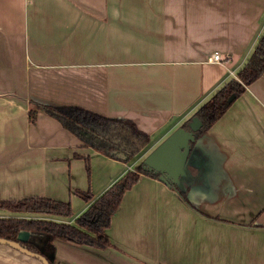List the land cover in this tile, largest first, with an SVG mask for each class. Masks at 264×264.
Here are the masks:
<instances>
[{
  "label": "crops",
  "instance_id": "obj_1",
  "mask_svg": "<svg viewBox=\"0 0 264 264\" xmlns=\"http://www.w3.org/2000/svg\"><path fill=\"white\" fill-rule=\"evenodd\" d=\"M263 29L264 0H0V200L44 196L77 216V191L98 195L142 161ZM35 102L127 118L150 143L118 160L42 108L30 122ZM178 185L194 207L141 174L105 229L112 246L55 238V264H264V74L196 139ZM0 264L43 263L0 244Z\"/></svg>",
  "mask_w": 264,
  "mask_h": 264
},
{
  "label": "trees",
  "instance_id": "obj_2",
  "mask_svg": "<svg viewBox=\"0 0 264 264\" xmlns=\"http://www.w3.org/2000/svg\"><path fill=\"white\" fill-rule=\"evenodd\" d=\"M263 73L264 29L236 76H232L216 88L191 115L202 121L200 128L194 132L196 139L216 122L251 82ZM31 107L32 109L28 112L30 122L35 121L38 108H42L79 138L84 145L91 146L96 151L118 160L135 159L147 149L150 143V136L127 118L107 117L71 105L49 106L35 102L31 103ZM191 117L187 118L181 126L189 128ZM194 144L195 141L190 143L191 148ZM141 174L157 179L159 176L157 171L143 168L140 161L132 169H126L98 195H93L89 190L86 192L78 190V194L87 207L77 216H74L72 206L68 202L44 196L0 200V208H6L12 212L11 215L0 216V237L17 240L16 236L20 230H28L36 237L32 240L19 241V243L31 252L45 256L54 251L55 238L98 248L112 246L105 234V229L110 225L111 216L119 207L123 194L133 187ZM168 185L179 194L183 201L194 207L189 201L186 188L182 189L177 183ZM70 218H72L71 223L64 220ZM215 219L222 220L220 217ZM49 264H55V260L49 261Z\"/></svg>",
  "mask_w": 264,
  "mask_h": 264
},
{
  "label": "water",
  "instance_id": "obj_3",
  "mask_svg": "<svg viewBox=\"0 0 264 264\" xmlns=\"http://www.w3.org/2000/svg\"><path fill=\"white\" fill-rule=\"evenodd\" d=\"M191 118L189 128L182 126L175 128L142 159V167L149 171H157L159 173L158 179L166 185L169 183L178 184L180 177L185 174V163L192 149L190 143L196 141L194 132L202 124L201 119L196 116ZM32 234V232L22 229L16 236L17 240L0 237V244L8 245L22 253L24 252L35 259L41 260L43 264H49V261H54V251L45 256L44 254L31 252L21 246L19 241L32 240Z\"/></svg>",
  "mask_w": 264,
  "mask_h": 264
},
{
  "label": "built area",
  "instance_id": "obj_4",
  "mask_svg": "<svg viewBox=\"0 0 264 264\" xmlns=\"http://www.w3.org/2000/svg\"><path fill=\"white\" fill-rule=\"evenodd\" d=\"M208 60L210 61H219L221 60V56L218 52H214L213 54H211L209 57H208Z\"/></svg>",
  "mask_w": 264,
  "mask_h": 264
},
{
  "label": "rangeland",
  "instance_id": "obj_5",
  "mask_svg": "<svg viewBox=\"0 0 264 264\" xmlns=\"http://www.w3.org/2000/svg\"><path fill=\"white\" fill-rule=\"evenodd\" d=\"M5 214L6 215H11L12 214V212L10 211V210H8V209H4V208H0V216H5Z\"/></svg>",
  "mask_w": 264,
  "mask_h": 264
}]
</instances>
